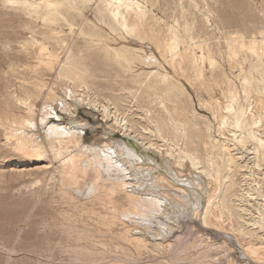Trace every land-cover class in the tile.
<instances>
[{"label":"rangeland","instance_id":"rangeland-1","mask_svg":"<svg viewBox=\"0 0 264 264\" xmlns=\"http://www.w3.org/2000/svg\"><path fill=\"white\" fill-rule=\"evenodd\" d=\"M110 1L0 0V264H215L220 257L227 264L233 248L244 253L230 254L241 263L264 264L245 254L244 245L263 247L258 237L264 231L251 224L257 211L248 213L241 201L244 196L251 200L244 191L247 180L256 179L260 186L255 183V188L264 195V162L261 171L252 170L256 143L249 138V125L229 127L241 135L236 146L228 126L221 124L225 105L237 93V125L251 122V107L264 112V93L256 92V79L264 83V0H133L130 4L138 2L153 30L147 37L139 28V44L114 31ZM145 43L161 65L133 63L137 49L148 48ZM53 83L59 94L66 83L72 84L84 99L73 118L89 124L82 134L86 144L109 137L130 141L141 156L156 157L158 163L165 147L170 148L164 153L176 161L183 162L185 153L193 156L212 182L214 199L206 215L212 227L190 226L182 230L183 244L153 253L149 238L120 215L130 208V189L101 185L97 192L79 195L68 185L85 179L72 178L70 169L59 170L51 154L17 150L2 123L7 117H26L24 103L39 116L52 99ZM202 94L211 102L208 108L200 105ZM56 111L69 118L57 106ZM117 121L126 123L133 136ZM257 130L264 139L263 128ZM133 137L152 146L150 151ZM260 152L264 160V150ZM256 198L264 208V198ZM224 231L235 235L232 241L227 242Z\"/></svg>","mask_w":264,"mask_h":264},{"label":"bare ground","instance_id":"bare-ground-1","mask_svg":"<svg viewBox=\"0 0 264 264\" xmlns=\"http://www.w3.org/2000/svg\"><path fill=\"white\" fill-rule=\"evenodd\" d=\"M131 1L133 0H112L109 2L108 8L111 13V16L116 21V27H115L116 29L113 28L114 31H118L119 33H121L124 39H126L127 41L135 44H139L141 42L140 40L141 37L140 38L137 37L138 36L136 35V32H138L137 30H139L140 28V34H143L144 36L147 37H149L148 36V33H150L149 31H153V30H151L148 23L146 24L147 21H145V17L147 16L143 12V10L140 7H138V2H134L133 4H130ZM106 26L107 28L110 27L107 25V23ZM80 28H82V25ZM154 32L156 33L155 30ZM146 39L150 41V39L148 38ZM146 44L147 43H145V45ZM148 44L146 45L148 46L146 50L145 49L140 50V48L137 49V51L139 52V57L136 56L132 58V61L135 65L139 63H143V64L150 63L151 65L152 63H155V65L156 64L158 66L161 65V62L154 54V50L151 48L152 46L149 48L150 45ZM155 46L157 47V49L160 48L157 45ZM108 52L109 51H107V53ZM126 53H121L120 56L123 59H125V61H127L126 63H128L129 58L125 55ZM89 57H91L90 59L92 60V62H94V58L92 56ZM76 80H78V77ZM256 80H257L256 82L258 83V89L257 91L256 90L255 91L258 92L257 94L259 95L260 93H264V83L260 79H256ZM51 90L53 91V92L51 91L52 99L44 103V105L41 108V114L39 116L36 117L33 105H31L30 103H24L26 106H28L29 109L28 115L26 117H21L19 119L16 118L12 119L11 117H7L5 121L2 123V125L5 126V130H6L5 133L7 139L13 141L12 145H14V147L17 150L34 152L38 156L40 155L42 157L44 155L47 156L46 154H49L48 156H50L51 154L52 155L51 157H53L54 160L56 159V161H58L57 167L59 168V170L62 169V171L63 170L68 171L70 169V172L71 170L72 172L70 174L69 173L67 174L69 175L72 174L71 175V177L73 176L72 178H76L79 176H81V178L83 177L82 179L79 178L80 180H82V182L85 179L83 183L81 182L82 183L81 185L79 184L68 185L72 190L80 193L79 195H86V194L90 195L94 191L98 190V188H100L101 185L102 186L105 185L108 187L114 186L116 187V189L117 188L127 189V190L130 189V195L132 196V197L130 196L131 199L130 208L123 210L120 213V215L124 219L125 223L131 222L132 224L135 225L134 230L140 231L138 234H141L142 236L149 238V244L147 246L151 248V251L153 253L160 254L159 251L164 252L165 249L167 248V247L165 248V246L171 248L176 243H179V241L182 242L183 240L182 234L184 232V231L182 232V230L189 231L190 226L194 227L199 225L205 228L208 226L212 227L210 219L209 220L207 219L210 216L208 215L209 217H206L211 201L214 199L213 198L214 193L212 194L211 193L212 191L210 190L211 187L210 183L212 182L209 181L208 174L204 170H202L201 167L198 166L199 163L195 162L192 159L193 156L190 158L189 155L185 153L184 155L185 160L183 159L184 160L183 162L176 161V159L172 156V153L169 155L164 153V151L170 148L169 147L167 149L165 147L164 151L161 150H159L160 152L157 151L161 156L160 158H162L161 162L158 163L157 160H155L156 157L154 158L153 156L148 154L141 156L139 152H137L139 148L130 141H128L127 143L122 139H115L113 137H109L106 141H104V139L97 138L93 142L86 144L83 141L84 137L82 136V134L84 133V131H86L85 129L89 124L85 120L75 121V118H73V116H75L74 115L75 111H77L81 105L83 106L84 99L77 96V94L74 92L72 84L67 85L66 83V87L62 90L61 94L57 92L59 90L58 84L53 83ZM249 98L250 97H248V100ZM238 101L239 98L237 93V96L233 95L232 101L230 100L225 105L224 108L227 113L226 114L227 116L221 118L222 119L221 124L223 126H228L229 131L232 130L229 127L234 128L235 126L241 127L243 125H245V127H247L248 125L250 126V128L248 129L249 138L253 139L256 143L255 147L253 148L255 152L254 157L251 156V158L253 159L252 170L259 172V170L261 171V166L264 162V160L261 159L262 153L260 152L264 150V139L262 138V136H259L262 132L260 133L259 130L257 129L263 128V132H264V115H263L264 112L262 108H259L260 106L259 107L254 106L255 104L254 101L252 100L254 107H251V105H250L251 108L249 107L250 108L249 113L252 118L251 122L245 121L244 124L240 122L237 125L236 121L238 120L237 117ZM200 105L202 107L208 108L209 105H211V102L208 98H206V96H203ZM56 106L61 110L62 113H65L69 118L64 117L62 114H59L56 111ZM103 107H104L103 109H107L105 106ZM104 111H105L104 117L105 116L106 118L109 117V113L106 110ZM211 111L215 115L214 110L211 109ZM52 117H55L56 121L50 122V119ZM117 124L118 126L123 128V132L127 133L128 136L130 137L133 136L132 134L129 133L130 129L127 127L126 123L122 125L121 121H117ZM258 132L260 134H257ZM231 133L233 137V138L231 137L233 139L232 141H234V144L237 146V140H240L241 135H239L238 132L235 131L234 132L231 131ZM133 139L135 143H137V145L139 146L141 145V147H144L145 149L147 148L146 150H148V148L149 149L152 148V146H148L147 144L144 143L143 140H140L138 137H133ZM57 167L56 169H58ZM158 171H163V174L156 175V172ZM91 173H93L92 177H91ZM256 176L257 174L255 176L253 175L252 177H256ZM250 181H253V183L249 182V180L245 182L244 191L246 190V192L249 193L251 200H248L244 196L243 198H241L242 199L241 201L247 203V208H245L244 210L247 211L248 213L250 212L251 214L252 209L257 211V216L253 215V217H251V219L253 218L251 224L254 226H258L259 230L264 231V208L263 205H260L259 203L256 202L258 201L256 198L257 196H259V198L260 197L264 198V195L260 193V190H256L255 188L257 184L260 186V183L259 182L257 183L256 179L253 180L251 179ZM253 190L257 191V193L251 194L250 191ZM239 232L241 237L244 239V237H246L244 231H239ZM223 233L224 235H226V237L224 238H227V242L232 241L233 237L235 236L234 234L228 231H224ZM258 238H259L258 240L261 241V245H263V247L258 245H254V246L252 245L247 247L244 245L243 248H245V254L249 257V259L256 260V262L257 261L263 262L264 255L262 254L263 252L261 250H263L262 248H264V236ZM223 241L226 242L225 239ZM242 246L243 244L240 243L239 248L241 249ZM232 250H234V252L236 251L237 254H241V255L244 254V253H238L237 249L235 248L231 249V251L229 250L230 252L227 250L228 251L227 253H229V255L227 254V257H229V259L227 258L228 259L227 264H252L250 261L246 259L245 260L243 259V261L245 262L241 263L240 261L242 260H240L239 257H236V255L231 256L232 254H234ZM241 250L240 252H242ZM261 254L263 257H261ZM161 256L162 255H160V257ZM223 261L221 260L220 257V259H218L215 262V264H222L221 262ZM186 264H201V263L191 261V262H187Z\"/></svg>","mask_w":264,"mask_h":264}]
</instances>
